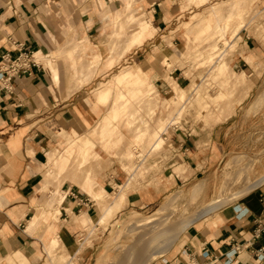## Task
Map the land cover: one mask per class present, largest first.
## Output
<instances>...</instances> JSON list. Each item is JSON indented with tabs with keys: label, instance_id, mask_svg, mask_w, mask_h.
<instances>
[{
	"label": "crops",
	"instance_id": "crops-1",
	"mask_svg": "<svg viewBox=\"0 0 264 264\" xmlns=\"http://www.w3.org/2000/svg\"><path fill=\"white\" fill-rule=\"evenodd\" d=\"M133 1V7L150 23L140 22L138 31L128 37L130 43L150 35L152 29L153 35L118 56L120 65L128 64L136 71L125 68L115 77L113 83L121 85L134 81L127 85L126 92L118 93L114 103L122 93L127 105L151 85L157 96H162L170 88V80L184 89L186 97V89L181 85H186L187 77L175 67L168 72L167 83L163 61L165 52L168 59L174 53L179 57L181 35L177 23L187 12V0ZM127 2L0 0V264H95L98 237L86 233L83 227L97 217L94 201L81 187L85 171L76 174V183L64 181L59 186L63 200L57 205V218L52 212L53 204L56 205L55 187L45 186L52 171L51 160L67 144L65 133L74 131L83 136L107 112L99 136L100 142L108 146L109 136L117 131L113 122L123 118L121 112L111 117L112 107L109 110L110 104H99L106 101L99 99V92L96 98L94 91L115 67L106 65L111 61H108L114 41L111 33L121 13L125 12L126 20L129 18L131 0L129 5ZM163 36L168 37L170 44L163 43ZM69 47H75L77 54L71 55ZM245 47L247 53L257 56V47L248 37ZM22 51L30 53L29 66L24 72L8 73L7 63ZM240 60L245 62L243 58ZM84 61L96 63L90 77L86 71L75 72L74 67L79 68ZM172 97L170 88V95L162 98L163 103H172ZM227 118L208 130L191 119H182L183 130L172 123L165 131L163 128L161 148L149 159L158 167L152 175L159 181L149 183L152 177L149 174L140 185H131L121 210L152 209L185 181H204L224 158ZM161 121L165 119L156 117L154 127L160 128ZM191 124L198 133L187 131ZM88 135L96 143L97 136L93 138V132ZM116 145L114 142L111 147ZM116 162L114 167L103 164L97 174L103 193L112 194L115 186L134 177L131 172L121 180ZM176 165L184 168V177L171 173L170 168ZM33 219L37 220L34 224ZM30 221L34 226H30ZM258 222L261 232L255 236ZM53 239L58 243L50 247ZM261 246H264V184L188 225L177 245L148 264H260L255 254Z\"/></svg>",
	"mask_w": 264,
	"mask_h": 264
},
{
	"label": "rangeland",
	"instance_id": "rangeland-1",
	"mask_svg": "<svg viewBox=\"0 0 264 264\" xmlns=\"http://www.w3.org/2000/svg\"><path fill=\"white\" fill-rule=\"evenodd\" d=\"M187 3V12L178 19L177 23L181 35V45L177 48L179 57H176L174 53L169 59V64L163 61V67L167 71L164 75L167 83V74L175 67H178L179 72L187 77L186 85H181L186 89L184 100L170 99L172 103H163L162 98L170 95V88H168L164 95H158L160 99H157L156 107H153L156 93L148 96L146 94L148 90L127 102V113L122 112L123 118H118L113 122L117 131L109 136L108 146L100 142L99 136L103 117L107 112L95 126L81 134L86 135L93 132V138L97 136L95 139L97 146L105 148L106 152L103 155H98L93 151L88 159L79 163L80 157L74 153L69 162L65 164L66 168L63 172L51 165V175L45 188L49 184L54 185L53 198L63 193L58 188L64 181L71 184L76 183V174L83 170L85 178L89 176L94 179V189L102 186L96 178L103 164L114 167L117 161L121 180H125V177L133 172L134 177L132 179L128 177L127 181L115 186L112 194L106 191L107 194L98 202L94 201L97 217L94 222L91 220V223H85L83 226L86 233L98 237L99 248L95 264H144L150 255L149 251L154 250L149 247V244L156 239L163 238L167 231L159 235L161 237L156 236L165 228L171 233L168 239V244H170L165 251L159 252L150 262L158 259L160 255L178 244V239L188 226L183 227L186 224L185 221L196 218L211 200L220 197L218 199L223 201L239 191L242 192L249 183L264 175V96H262L264 93L261 95L262 98L255 101L264 92V0H205L204 2L187 0ZM133 5L134 1L131 0V6L127 10L130 16L127 20L123 12L119 16L120 21L114 23L115 29L111 33L114 41L110 46V57L108 58V61H111L106 65L107 68H111L115 64V67L108 77L100 81L102 83L97 84L99 89L94 91L97 98L100 90L110 88L108 100L99 103L110 104L109 110L118 93L126 92L127 85L129 84V87L134 81L131 80L128 84L121 85L113 83L115 77L125 68L136 71L128 64L120 65L118 56L140 45L145 38L153 35L152 29L150 35L130 43L128 37L130 38L138 31V24L140 22L150 23ZM229 18L232 22L227 24L226 20ZM207 19L211 21L209 28H204L199 34V30L202 29L200 24ZM238 20L242 27L236 30L235 21ZM246 37L257 47V56L251 52L247 53ZM161 39L164 40V44H170L168 37L163 36ZM67 50H72L71 55L76 53L75 47H69ZM115 54L117 56L114 60ZM240 58H243L245 62H242ZM224 64H227V67ZM74 68L75 72L77 69L88 72L87 75L90 77L96 68V63L95 61H84L79 68ZM242 69L246 77L237 79L234 73L241 72ZM79 83L81 85L82 82ZM138 85L140 86L141 83ZM193 85H196L194 90H192ZM180 99L183 98L180 97ZM156 117L165 119L160 122L159 133L163 131V128L165 131L170 123L183 130L182 119H191L192 123L208 130L212 124L228 117L226 124L229 128L224 158L219 165L213 167L204 181L198 182L196 179L185 181L180 187L171 190L157 207L143 211L121 210L126 191L131 188V185H140L149 174L152 176L149 183L150 180L155 183L159 181V178L154 180L155 176L152 175L155 169L158 171V167L151 161L149 162V159L158 154L163 142L161 145H152L151 132L155 128ZM165 123L166 125H162ZM194 124L187 129L192 134L198 133ZM140 130L141 132L142 130L149 131L144 137H137L136 134H139L137 132ZM64 136L67 141L70 139L68 133ZM72 137L75 138V135ZM155 137L156 134L153 133L152 138L155 139ZM114 142L118 145L112 148L111 145ZM64 149L65 146L59 150L64 152ZM183 169L178 165L170 168L173 175L184 177ZM195 182L200 183L201 188L192 196L191 187ZM119 195L123 196V200L118 204L116 201ZM54 208L55 206L52 208L53 214L55 213ZM192 223L193 221L189 225ZM159 224L162 225L158 227V230L152 231ZM178 226L180 228L176 230ZM149 235H151L150 239ZM54 240L50 247L56 245L53 243Z\"/></svg>",
	"mask_w": 264,
	"mask_h": 264
},
{
	"label": "bare ground",
	"instance_id": "bare-ground-1",
	"mask_svg": "<svg viewBox=\"0 0 264 264\" xmlns=\"http://www.w3.org/2000/svg\"><path fill=\"white\" fill-rule=\"evenodd\" d=\"M201 2H204L205 0H200ZM129 3H130V0H128V2H127V4L129 5ZM213 10V15H215L214 14V9H212ZM214 19V18H213ZM227 21V24H229L230 22H232V20L229 18V19H227L226 20ZM210 23H211V21L210 20H203L202 21V23L200 24L201 26H202V29H200L199 30V34L203 31V29L204 28H209V26H210ZM237 24H239L238 26H237ZM235 25H236V30L237 29H240L241 27H242V24H240V20H238V21H235ZM232 37H233V35H232ZM224 40H226V38H224ZM219 44V43H218ZM164 62L166 63V64H169V62H170V60L167 58V55H165V58H164ZM226 67H227V64H224ZM170 66V65H169ZM170 70V69H169ZM234 75H235V77L237 78V79H243L244 77H246V75H245V73L244 72H239V73H234ZM169 85H170V88H171V93L173 94V97L171 98V100L172 99H174V98H176V97H182V98H184V94H185V91H184V89H182V88H180L177 84H176V82L175 81H173V80H170L169 81ZM150 88V89H149ZM149 88H147L145 91H144V93L145 92H147L148 90L150 91H148L146 94L149 96L151 93H156L155 92V90H154V88H153V86L151 85V86H149ZM109 91L110 90H107V91H100L99 92V99L101 100V101H107L108 100V97H109ZM264 91V90H263ZM264 92H262L260 95H259V97L258 98H256L255 99V101H257L258 99H260V98H262V96H264V94H263ZM145 94V95H146ZM263 94V95H262ZM145 95H143L144 97H145ZM262 95V96H261ZM121 97V98H120ZM157 97V98H156ZM148 98V97H147ZM157 99H158V96H157V94H156V96H155V99L153 100L154 101V103L155 104H153L154 106L153 107H156L155 105H156V102H157ZM124 100H125V97H124V95L121 93L120 95H119V103L118 102H115L114 104H113V106H112V110H111V117H113V118H115L116 117V115H117V113L118 112H125L126 110H127V108H126V105L124 104V103H126V102H124ZM149 101V100H148ZM151 102H152V100H151ZM150 103V102H149ZM129 104V103H128ZM152 107V108H153ZM122 113V114H123ZM161 128V127H160ZM160 128H158V129H160ZM158 129L157 128H154L152 131L153 132H151V139H152V141H153V144L152 145H157V144H159V145H161V142H162V140H161V137H160V133L158 132ZM148 131L149 130H147V131H143L142 130V132H141V130H140V132H137V133H139V134H136V136L137 137H144V135H146L145 133H148ZM153 133H155L156 134V137H155V139H153L152 137H153ZM69 134V133H68ZM70 139H68V141H67V144L65 145V149H64V152H60L58 155H56L52 160H51V163H52V166H55V167H57V169L60 171V172H63V170L66 168V163H68L69 162V160H70V157H71V155L72 154H77V155H79V157H80V159H79V163L82 161V162H84L85 161V159H88L89 157H90V155H92V152L93 151H95L94 153H97L98 155H103L104 153H105V151L102 149V148H100V147H98L97 146V144L94 142V140L87 134V135H83V136H80V135H77L74 131H72L70 134ZM73 135H75V138H73L72 136ZM135 136V137H136ZM136 137V138H137ZM145 141V140H144ZM74 156V155H73ZM237 157V156H236ZM76 158V157H75ZM241 160V159H240ZM237 162V161H236ZM242 169V168H241ZM240 170V169H239ZM59 172V173H60ZM264 181V175L263 176H261V177H259L257 180H254V181H252L251 183H249L246 187H245V189L240 193V191H239V196L240 195H244L245 193H247L250 189H252L255 185H257V184H259V183H261V182H263ZM95 181H94V179L93 178H91V177H89V176H86V178L84 177L83 178V181H82V183H81V187L88 193V195H89V197H90V199L92 200V201H99V199L101 198V197H103L104 195H106V193H103L102 191H101V189L100 188H98V189H94L93 188V183H94ZM248 182V181H247ZM250 182V181H249ZM201 186V184L200 183H195L192 187H191V193H192V196L193 195H195V193L197 192V190H200L199 188H201L200 187ZM244 187V186H243ZM242 187V188H243ZM222 190V189H221ZM198 194V193H197ZM191 196V195H190ZM215 198V197H214ZM218 198H220V197H218ZM218 198H216V199H214V200H211L208 204H207V206L204 208V210H205V213L206 212H209V211H211L212 209H213V207H214V203L216 202V201H218L219 199ZM118 200L116 201V202H118V204H119V202H121L122 201V196H118V198H117ZM62 200H63V197L62 196H58V197H54L53 198V201H54V203L56 204V205H54L53 204V206H52V208L55 206V208H54V214H53V217H57L58 215H59V209H58V207H57V205L59 204V203H61L62 202ZM221 201V200H220ZM96 202V203H97ZM52 203V202H51ZM110 205V204H109ZM49 208V207H48ZM108 209L109 210H111L109 207H108ZM204 210L202 211V212H204ZM47 211V210H46ZM42 213L44 214V211H42ZM194 215V214H193ZM44 216V215H43ZM39 217H41V215H39ZM38 218V217H37ZM138 219V218H137ZM143 219V218H142ZM32 220V219H31ZM89 220H91L90 218H89ZM141 220V219H140ZM146 220V219H145ZM35 221H37L36 219H33V224H34V222ZM135 221V220H134ZM136 221H138V220H136ZM192 221V220H191ZM191 221L190 220H186L185 221V225L183 226V227H186L187 225H189L190 223H191ZM31 222V221H30ZM143 222H144V220H143ZM29 223V222H28ZM41 223V222H40ZM30 224V223H29ZM31 224H32V222H31ZM30 225L31 227L32 226H34V225ZM36 225V224H35ZM140 225V224H139ZM155 225V224H154ZM162 224H159L158 226H156V227H154L153 229H152V231L154 230V231H156V230H158V227L159 226H161ZM177 226V225H176ZM29 228V227H28ZM152 228V227H151ZM161 228V227H160ZM180 227L178 226V228H176V230H178ZM26 230H28V229H26ZM149 231V230H148ZM167 231V232H166ZM144 232V231H143ZM164 232H166L167 234L166 235H164L163 236V238H161V239H156V240H154V239H152V240H154V242H152V243H150L149 244V247H151V248H154V250H152V251H149L150 252V255H149V257L145 260V262H144V264H148L149 262H150V260L153 258V257H155L159 252H162V251H165L166 250V248H168V246H169V244H168V239L170 238V236H171V233H169V230L168 229H165V228H163V230H161L160 232H159V234L156 236V237H161V236H159V235H161L162 233H164ZM149 233V232H148ZM170 235V236H169ZM147 238V237H146ZM151 238V235H149V239ZM144 239V238H143ZM147 240H148V238H147ZM146 240V241H147ZM143 242H145V241H143ZM162 244H161V243ZM53 243L54 244H57L58 242H57V239H55L54 241H53ZM160 243V245H158ZM148 245V244H147ZM135 247V246H134ZM148 254V253H147ZM161 254V253H160Z\"/></svg>",
	"mask_w": 264,
	"mask_h": 264
},
{
	"label": "built area",
	"instance_id": "built-area-1",
	"mask_svg": "<svg viewBox=\"0 0 264 264\" xmlns=\"http://www.w3.org/2000/svg\"><path fill=\"white\" fill-rule=\"evenodd\" d=\"M31 60H30V53L26 51L20 52L14 59H11L7 63L6 71L10 74H16L20 71L24 72L25 69L29 66ZM6 72V73H7ZM1 73V71H0ZM260 222L257 223V227L255 228V236H257L260 232L261 229L259 227ZM263 229V227H262ZM256 257L259 260L260 264H264V246L259 247L256 250Z\"/></svg>",
	"mask_w": 264,
	"mask_h": 264
},
{
	"label": "water",
	"instance_id": "water-1",
	"mask_svg": "<svg viewBox=\"0 0 264 264\" xmlns=\"http://www.w3.org/2000/svg\"><path fill=\"white\" fill-rule=\"evenodd\" d=\"M264 182V181H263ZM263 183L261 182V183H259V184H257V185H255L252 189H250L249 191H251V190H253L254 188H256V187H259L260 185H262ZM248 191V192H249ZM247 192V193H248ZM241 193V192H240ZM240 193H237V194H235V195H233V196H229L227 199H225V200H223V201H220V200H218V201H216L215 203H214V207H213V209L211 210V211H209V212H206L205 213V210H204V208L197 214V216H196V218H194L192 221L194 222V221H196V220H198V219H200V218H202V217H204V216H206L207 214H209V213H211V212H213V211H216L217 209H219V208H221V207H223V206H225V205H227V204H229V203H232L233 201H235V200H237L238 198H240V197H242L243 195H240L239 196V194ZM246 194V193H245ZM244 194V195H245ZM236 197H238L237 199H234V198H236ZM232 201V202H231ZM204 210V212H202Z\"/></svg>",
	"mask_w": 264,
	"mask_h": 264
}]
</instances>
